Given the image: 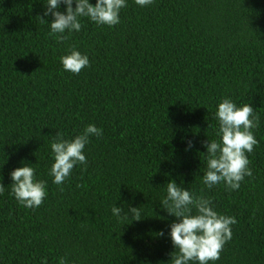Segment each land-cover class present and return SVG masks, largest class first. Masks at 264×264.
Listing matches in <instances>:
<instances>
[{"label": "trees", "instance_id": "trees-1", "mask_svg": "<svg viewBox=\"0 0 264 264\" xmlns=\"http://www.w3.org/2000/svg\"><path fill=\"white\" fill-rule=\"evenodd\" d=\"M44 2L0 0V264H170L175 218L159 203L170 179L235 217L215 264H264V0H128L115 26L82 18L62 41L38 18ZM71 48L89 57L78 75L59 62ZM224 98L258 116L238 190L202 182V143L217 138ZM88 124L103 134L86 145V165L54 184L56 132ZM22 162L47 182L34 209L10 192ZM114 205L140 207L141 220H118Z\"/></svg>", "mask_w": 264, "mask_h": 264}, {"label": "clouds", "instance_id": "clouds-1", "mask_svg": "<svg viewBox=\"0 0 264 264\" xmlns=\"http://www.w3.org/2000/svg\"><path fill=\"white\" fill-rule=\"evenodd\" d=\"M128 0H45L43 15L38 17L48 24L50 34L58 40H64L73 32H79L81 19L87 18L96 25L115 26L120 22V11L127 6ZM139 7L150 5L153 0H134ZM75 5V7H73ZM61 6L64 11H61ZM45 17H51L50 20ZM64 71L78 75L82 69L90 67L89 57L75 48L59 57ZM214 119L216 139L202 143L205 151L206 170L202 182L207 189L223 183L228 190H238L246 176L252 175L248 167V154L257 145L253 129L258 126V116L251 104L237 106L230 98L222 99L216 106ZM209 127V125H208ZM103 130L95 124H88L80 134L65 138L56 132L50 143L52 163L49 176L57 185L63 184L71 175L74 167L86 165L84 149L90 138L100 137ZM192 147L188 142L186 151ZM29 163L11 171L10 192L17 202L25 207H39L47 195V182L36 179V170ZM177 184L175 180L166 183V195L160 200L161 209L170 217L167 238L173 251L169 253L170 264H215L220 259L224 244L231 239V226L236 223L233 216L219 214L211 198L195 195L189 188ZM5 186L0 183V193ZM195 211V214L193 212ZM114 217L140 221V207L123 208L114 205L111 208ZM161 236L165 233L162 230ZM44 264V261H41ZM61 264H64L63 260Z\"/></svg>", "mask_w": 264, "mask_h": 264}]
</instances>
